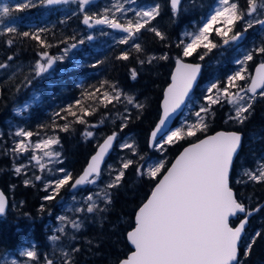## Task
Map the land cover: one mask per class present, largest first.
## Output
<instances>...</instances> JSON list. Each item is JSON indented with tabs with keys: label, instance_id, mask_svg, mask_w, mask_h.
<instances>
[{
	"label": "trees",
	"instance_id": "1",
	"mask_svg": "<svg viewBox=\"0 0 264 264\" xmlns=\"http://www.w3.org/2000/svg\"><path fill=\"white\" fill-rule=\"evenodd\" d=\"M147 1L159 2L161 5L160 15L151 22L149 27H155L163 32L167 37L165 41H160L147 30H141V33L137 34L134 40H130L127 45L103 44L95 50L97 46L84 42L73 51V63H57L53 77L44 78L39 84L36 83V79L31 78L29 69L9 78L5 77L6 75L0 77V189L9 200L6 214L0 217L1 253L17 251L21 246L30 244V242L35 244L37 252L43 249L49 251L51 246L48 242L50 236L48 221L55 214L49 208L59 197L57 195L54 200H46L45 197L49 193L43 189L41 183L34 181L26 186L22 176L16 175L13 170L15 162L7 155L5 151L7 148H4L5 145L2 142L10 122L32 132L35 139L48 135L57 136L56 138L60 141L58 149L62 160L59 166L71 172L74 178L83 171L101 140L113 132L118 134V142L124 136L131 135L134 138L137 156L133 157L129 149L118 150V153L126 155L127 159H134L136 165L153 158H166L168 166L186 145L204 137V133H197L195 137L181 140L172 146L167 145L163 154L149 148V136L161 112L160 103L163 91L169 84L175 59L180 51L176 45L182 40L181 32L197 22L200 23L216 0H184L175 14L168 0ZM238 2L241 7L246 8V0H238ZM29 5L19 11L16 7L12 8L13 15L17 16L21 22L16 32L0 34V63L13 66L34 63L43 52L55 55L80 41L79 33L84 28L81 20L83 13L76 14L70 10H60L59 7L63 4L42 8L38 5ZM25 32L39 33L41 39L50 47H41L30 36H23ZM9 39L13 41L11 45L7 43ZM133 43H139L143 52L137 53L131 46ZM123 52L129 53V59L126 61L117 59ZM216 52V49L208 52L202 61L199 59V54L185 59L193 63L201 62L206 66L202 71L199 86L212 81L216 73L222 75L230 72V68L222 66L229 62L227 51L221 57L216 55ZM164 55H167L169 59H159ZM9 56L13 59L9 60ZM153 56L157 59L150 64L147 63V59ZM141 59L146 61L143 65L139 63ZM133 69L137 72L135 80L131 78ZM103 82L107 84L102 91H112L110 86L115 84L117 90L126 96L134 97L137 103L143 104V110H138L133 105L123 104L124 99L121 98L119 103L109 104L107 108L97 104L96 111L85 117L86 124L71 123L72 117H67V120L61 118L66 115L63 109L74 105L78 100L85 106L89 105L91 102L84 99L83 94L101 87ZM32 90H35L34 93L41 94L40 101L30 105L22 115H18L14 112L13 105L26 103L32 95ZM211 109L212 113L207 118L209 125L207 135L220 130L247 134L246 127L249 125L257 136L254 138V140L257 139L254 143L255 147H260L258 135L264 129L262 102L256 101L253 104L249 121L243 125L228 119L231 111L226 102L213 105ZM125 117H128L127 127L121 132L120 127L125 122ZM101 120L104 121L103 124H100ZM65 123H71L67 132L60 130ZM91 124L99 126L88 127ZM85 131H92L93 137L84 136ZM116 151L117 147L114 152ZM248 152L258 156L261 150L250 151L247 148H241L238 159ZM140 156H144L145 160H140ZM115 157L116 155L112 154L108 162L113 161ZM238 161L232 170L231 187L240 199H250L253 208H256L264 204V185L254 183L235 185L234 176L239 168ZM252 168L254 164L247 163V169ZM155 183V180L138 177L135 166L127 169L121 186L109 190L112 193L113 202L103 206L107 208V211L84 213L85 222L82 226L84 229L75 234L74 240V247L79 248L80 251L73 252L70 257L73 264H118L125 259L132 252L127 241V233L134 228L135 214L146 201ZM68 186L65 187L66 190ZM241 188L243 192H240ZM262 209L264 210V206ZM232 222L235 224L237 220ZM253 227L258 228L255 220ZM260 232H264V229L260 228ZM52 262L53 264H64V261L53 260ZM246 264H264V239L257 240Z\"/></svg>",
	"mask_w": 264,
	"mask_h": 264
},
{
	"label": "snow or ice",
	"instance_id": "2",
	"mask_svg": "<svg viewBox=\"0 0 264 264\" xmlns=\"http://www.w3.org/2000/svg\"><path fill=\"white\" fill-rule=\"evenodd\" d=\"M90 2L91 0H79L81 10ZM40 3L60 5L69 3V0H40ZM218 3L219 6L196 32L185 33V36L188 37L187 42L182 39L176 45L180 51L175 59V71L164 94L162 115L150 134L149 146L163 154L166 151V145L172 146L181 140L195 137L197 133H204V138L197 139L196 142L185 147L170 166H167L166 158L159 159L155 163L145 162L139 165H136L134 159L122 161L121 168L116 171L114 178L102 192L96 193V196L102 199L105 205H110L113 202L112 193L108 190L119 188L126 170L133 166H135L138 177L156 181L146 202L138 208L135 214L134 228L127 233V240L134 247V251L121 260L120 264H246L257 240L264 239V232L260 231L245 239L249 218L255 212H260L261 208H249L231 187V173L234 160L242 146V136L235 131H220L214 135L206 134L209 128L206 120L212 113L211 106L220 104L221 98L233 106L234 115H230L228 119L243 125L251 115L257 95L264 97V62L255 68V75H249L247 68L243 67L247 62L253 60L254 55L264 56V46L253 49L245 55L243 60L238 61L241 68L227 78L224 87H220L217 83L210 85L205 96L206 103L201 106L199 111L195 112V122L185 124L175 130H166L167 122L185 103L201 72L200 64L187 63L185 59L199 54V59L204 60L208 52L219 46L212 38L213 35L219 37L224 45L239 40L242 33L234 32V28L239 22H244V32L255 25L264 27V18H260L264 16V0H246V8L241 7L238 0H218ZM180 4L181 0H170L174 14L179 10ZM29 6L28 3L18 4L16 10H23ZM113 7L117 12L123 11L122 5H113ZM160 11L161 6L157 4L149 10L138 12L139 19L135 22L128 21L126 24H121L115 18L109 19L107 15L104 18L95 19L94 22L98 25L107 24L110 28L126 33L127 36L119 41L121 44L127 45L130 40H134L137 34L141 33V30H147L160 41H165L167 37L163 32L155 27H149L151 22L160 15ZM11 12L12 9L7 5L0 8V16L7 17ZM246 17L250 19H246ZM90 20H93V17L85 15L83 23L91 27ZM4 31L11 34L16 32V29L8 27ZM23 36H30L41 47H50L41 39L39 33L25 32ZM88 39H92V37L89 36ZM7 43L11 45L13 41L9 39ZM131 46L137 53L143 52L139 43H133ZM71 47H76V44H72ZM201 50L204 51L201 52ZM67 51L68 49H65V53ZM40 58L46 60L47 63L42 64L38 61L35 64L37 76L47 72L57 60L62 59V57L49 56L47 52L41 53ZM8 59L12 60L13 57L9 56ZM117 59L126 61L129 59V53L123 52ZM156 59L157 57H150L147 59V63L150 64ZM159 59L168 60L169 57L164 55ZM145 62L143 59L139 60L141 65ZM7 67V64L0 63V68ZM131 78L133 80L137 78L135 69L131 72ZM241 81H248V83L245 86L239 83ZM106 84L107 82H103L101 87L83 94L84 99L91 102L89 105L85 106L78 100L74 105L63 109L66 115L61 118L67 120V117H72L71 123L86 124L85 117L96 111L97 104L107 108L109 104L119 103L122 95L127 104L133 105L138 110H143V104L137 103L132 96L124 95L117 90L115 84L110 86L112 91H102ZM127 119L128 117L124 118L125 122L120 127L121 132L127 127ZM71 123H65L60 130L67 132ZM103 123L104 121L101 120L100 124ZM98 126L96 124L88 125L91 128ZM15 135L24 138L12 149L15 154L22 155L29 151L35 153L39 150L49 159L54 157L59 159V152L54 153L51 150L53 145L60 143L56 137H49L33 145L25 143L33 136L32 132L21 130L17 131ZM83 135L91 138L93 132L85 131ZM117 135L116 132H113L102 144L98 145V151L91 157V161L78 178H74L71 172L63 168L59 169L61 176L47 185L45 191H48L49 188L53 191L45 199L54 200L60 190L69 184L72 189L85 184H95L96 178H99L101 174V163ZM121 147L131 150L133 157L138 155L135 145L132 143L125 142ZM31 159L35 160L43 171L45 165L41 163V157L34 154ZM140 160H145V157L140 156ZM14 171L16 174H20L22 168L16 167ZM243 176L246 179H237V184L264 185V161L258 162L254 169L244 170ZM35 179L40 180L41 177L37 175ZM24 183L28 186L31 181L25 180ZM87 201L92 202L86 208L87 213L107 211L106 207H99L92 195L87 196ZM5 206V196L0 193V215L5 213ZM84 210L76 209L78 212ZM233 218H236L238 223L234 224ZM66 219L65 216L59 217L62 222ZM71 223L73 228L80 229V223L76 221ZM57 231L63 233L64 228L61 227ZM51 239L56 241L58 237L52 236ZM89 243L91 244V241ZM72 251L79 252L80 249L74 248ZM23 255L27 256L29 260L37 259V254L34 251H27ZM64 256L67 257L64 264H73L68 252H65ZM5 264H16V261H6ZM47 264H53V262L48 260Z\"/></svg>",
	"mask_w": 264,
	"mask_h": 264
},
{
	"label": "rangeland",
	"instance_id": "3",
	"mask_svg": "<svg viewBox=\"0 0 264 264\" xmlns=\"http://www.w3.org/2000/svg\"><path fill=\"white\" fill-rule=\"evenodd\" d=\"M22 3L38 5L39 8H42L45 6L53 7V6H48V5L40 3V0H0V8H2L4 5H7L9 6L10 9H12L13 7H16V5L22 4ZM157 4H158L157 2L153 4H143V2L139 0H102L99 4L95 6L87 7L85 5L83 7V10H81V7L79 5V0H70L69 3L61 5L59 9L60 10H70L76 14L83 13L84 16L88 15V16L93 17V20H91L94 23L93 27L84 26V28L79 33V36H80V41H83V43L87 42V44H93V46H97V48H95V50H97L103 44L111 45V44L119 43V41L125 38L127 34L123 32H119L117 31V29H113L110 27H103V26L99 27L97 24H95L94 22L95 19L104 18V16L107 15L109 19L115 18L121 24H126L128 21L135 22L136 20L139 19V17L137 16L138 12L149 10L150 8L154 7ZM113 5H116V6L122 5L123 11L117 12L116 8L113 7ZM218 6H219V3H218V0H216V3L207 12L204 20L201 23L194 24L193 28H188L185 30L183 29L184 31L182 30L183 32L181 33L182 39L187 42L188 37L185 36V33L196 32L203 25V23L207 20V18L212 15L213 11ZM84 16L81 18L82 21H83ZM260 18H264V16ZM246 19H250V18L246 17ZM20 22H21L20 19L17 16L13 15V12H11V14L7 17L0 16V34L5 32L4 29L8 27H14L16 29ZM244 26L245 25L243 21L236 24V29H234V32H241L242 36L240 37L239 40L230 42L227 45H224L223 41L220 40L219 37H215L213 35L212 38L219 45L217 48H214L217 51L216 55H219L221 57V55L225 54L227 51L228 58L227 57L226 58L229 62L222 64V66L228 67L230 68V70H232L233 68V70L231 73H228V74L218 75L216 73V75H214L216 77H214L212 81L208 83L206 82L202 84L201 86H199L198 91L192 96V98L190 99V101L188 102L184 110V113L181 115L176 126L172 130H175L176 128L181 127L185 124L195 122L196 121L195 112L199 111L201 106H203L206 103L205 96L207 94V89L210 87V85L212 83H217L220 87H224L227 83V78L233 75L236 71H238L241 68V65L238 63V61L243 60L245 55L251 52L253 49L264 46L263 44L264 27H261L260 25H255L253 28H250L247 32H244L243 31ZM89 36H91L92 39H88ZM80 41L78 43H73V44H76V47L66 48L68 49L67 53H65V49H64L55 55H49L52 57H62V59L57 60L47 72L39 76L35 74V64L38 61L42 64L47 63V61L42 60L40 56L34 63L30 62V63H26L23 65H18V66L7 64L8 65L7 68H0V77L2 75H6L5 77L9 78L20 72H24L25 69H29L31 71V78L36 79V83L38 82L39 84L41 80H43L44 78L48 79L50 77H53V71L57 67L56 66L57 63H65V62L66 63L68 62L69 64L73 63V59H72L73 51H75L80 45H82ZM95 43H98V44H95ZM219 49L223 50V52H220ZM74 65L75 67H77L76 64ZM246 66L247 64L243 65V67H246ZM249 75H251V73ZM239 83L246 86L248 81H241ZM38 84L37 86H39ZM34 91L35 90H32V95L26 103L22 105H17L15 107L14 112H16L18 115H22V113L26 109H28L30 105L35 104L36 102L40 101L42 97L41 94L37 92L34 93ZM257 97H259V95H257ZM121 98L124 99V96L122 95ZM221 102H226V101H224V99L221 98ZM123 104H127L126 100H123ZM226 104L229 106V109L231 111L230 115H234L233 106L229 105L227 102ZM21 130L26 131L25 129H23L22 126L17 125L14 122H10L8 124V127L6 129V134L4 136L5 138H3L2 140V142L5 145L4 148H7L5 151L7 155L9 156V158L13 159L15 162L13 170L16 167L22 168L21 173L16 174V175H21L24 181L30 180L31 182L36 181V182L41 183L43 189L45 190V188L50 182H54L56 179L60 178L61 173L59 169H61L62 167H60L59 164L61 163L62 160L60 158V155H59L58 160L55 157L52 159H49L48 157L43 155V152L39 150H37L35 153H33L32 151H29L22 155L15 154L12 151V149L15 147L16 143L24 139L23 137H18L15 135L17 131H21ZM251 132L252 131H250V133ZM49 137H54V136L48 135V136H43L39 139H35L32 136L30 140H26L25 143H30L34 145L35 143L40 142ZM248 141L249 140H247V142ZM125 142L132 143L135 145V140L134 138H132L131 135L122 137L117 144V151L114 152L116 157L114 158L113 161H110L105 165L100 177L96 178L97 182L95 184H87V187L85 189H83L82 191L76 192V193L69 194V186L67 187V190L65 189L66 186L60 190L57 201L53 202L51 204V207L49 208L51 212H55L53 218H50L48 221L49 228H50V236L48 238V242L51 246L49 251L43 249L40 252L39 251L37 252V249H35V244L31 242L30 244L23 245L17 251L4 252V253L0 252V264H5L6 261L11 262L13 260L16 261V264H47L48 260H51V261L55 260L58 262H62V261H65V259H67V257L64 256L65 252H68L71 257L73 253L72 250L75 248L74 247L75 234L81 232L84 229L82 227L83 222H85L83 216H84V213L87 214L86 208L88 207L90 203H92L91 201H87V196L92 195L94 201L99 205V207L103 208L105 203L103 202L102 199L96 196V193L102 192V190L105 189L106 185L116 175V171H118L121 168L122 161L128 160L126 158V155L123 156L118 153V150H125L121 147V145L124 144ZM249 145L250 144H248V146ZM256 149L258 150L259 147H256ZM51 150L54 153L59 152L60 154V151L58 149V144L53 145ZM34 154L41 157V163L45 165L43 171H41L40 166L36 164V161L31 159V156ZM262 155L263 154H261L257 158V156H255L254 154H251L250 152H248L247 154L245 153V155L242 156L240 160V168L238 169V171H236V176L234 177L235 185L237 186L242 185V184L236 183L237 179H246V177L243 176L244 170L247 169V163L245 162L246 158H248V162L254 163V168H255L258 162L264 161V159H262L263 157H261ZM158 160L159 159H155L147 163H155ZM243 167H246V168H243ZM37 175L41 177L40 180L35 179ZM52 191L53 190L51 188L48 189L49 194H51ZM240 192H243L242 188L240 189ZM54 205L55 206L57 205V206L55 207ZM76 209H85V210L78 212L76 211ZM49 214L51 215V213ZM60 216H65L67 218L66 221L64 222L60 221L59 220ZM72 221H76L81 224V227L79 230H76L75 228L72 227V223H71ZM255 223L258 228L254 229L253 224H252V227L247 232V236L245 237V239H247L248 236L253 235L255 232L260 231L259 228L264 229V225H263L264 211L261 213V215H259L258 218H256ZM61 227L64 228L63 233L57 231V229ZM52 236H57L58 239L56 241H53L51 239ZM27 251L36 252L37 259L29 260L27 256L23 255V253Z\"/></svg>",
	"mask_w": 264,
	"mask_h": 264
},
{
	"label": "water",
	"instance_id": "4",
	"mask_svg": "<svg viewBox=\"0 0 264 264\" xmlns=\"http://www.w3.org/2000/svg\"><path fill=\"white\" fill-rule=\"evenodd\" d=\"M100 1H101V0H91V2H90L87 6H94V5H97ZM182 1H183V0H181V3H182ZM169 3H170V0H169ZM180 5H181V4H180ZM97 25H98V24H97ZM103 25H105V24H101V25H98V26H99V27H102ZM117 31H120V30L117 29ZM185 62H187V63H193V62H188V61H185ZM195 64H200V65H201V72H200L199 76L197 77V82H196L195 86L193 87V90H192V92L190 93L189 97L185 100V103L181 106V108H180L179 110H177L176 113L173 114V116L171 117V119L167 122L166 130H167V129H173V128L175 127V124H176L177 119H178V118L180 117V115L184 112V109H185V107H186V105H187V103H188L190 97L192 96L193 92L195 91V89L197 88V86H198V84H199V81H200L201 76H202L203 64H202V63H195ZM258 65H259V64H258ZM258 65H257V66H258ZM257 66H256V67H257ZM256 67H255V68H256ZM255 68H254V70H253V74H252V75H255ZM174 71H175V65H174L173 70H172L171 75H170V81H169V84L171 83V76H172V74L174 73ZM169 84L165 87V89H164V91H163V96H162L161 103H160V110H161V112H160V116H159V118H160L161 115H162L164 94H165V91H166V89L168 88ZM258 92H259V90H258ZM158 121H159V119H158ZM158 121H157V123H158ZM157 123H156V124H157ZM155 126H156V125H155ZM155 126H154V128L152 129V131L155 129ZM152 131H151V132H152ZM220 131H224V130H220ZM220 131H217V132H220ZM217 132H215V133H217ZM224 132H232V131H224ZM235 132H236V131H235ZM215 133H212V134H209V135H214ZM150 134H151V133H150ZM239 134L242 136V139H243V135H242L241 133H239ZM109 135H111V134H109ZM109 135H107V136H109ZM107 136H105V137L101 140V142H100L98 145L102 144V143L104 142V140L107 138ZM202 138H204V137H202ZM117 140H118V135H117L116 140L113 142L112 147L109 149V151L107 152V154H106L105 157H104V160H103L102 163H101V172H102L103 167H104V165L106 164L108 158L110 157V155L113 154V150H114V148H115V146H116ZM195 142H196V141H195ZM149 143H150V136H149ZM192 143H194V142H192ZM190 144H191V143H190ZM190 144L186 145L185 147H188ZM185 147H184V148H185ZM149 148H150V149H153V147H150V146H149ZM184 148H183V149H184ZM183 149H182V150L176 155V157L171 161V163H173V162L175 161V159L179 156V154L183 151ZM97 151H98V146H97L95 152L92 154V156L95 155ZM237 155H238V154H237ZM92 156H91V157H92ZM91 157L89 158V160H88L86 166L84 167V169H86L88 163L91 161ZM236 157H237V156H236ZM235 159H236V158H235ZM171 163H170V165H171ZM170 165H169V166H170ZM84 169H83V170H84ZM82 173H83V171L80 173V175H81ZM231 174H232V173H231ZM78 177H79V176H77L76 178H78ZM92 178H93V177H92ZM86 185H87V184L82 185V186H78V187L75 188V189H72L71 186H70L69 191H70V193H74V192H76V191H78V190H80V189H83ZM0 193H3V194H4V196H5V200H6L5 213H4L3 215H0V217H3V216L6 214L7 210H8L9 200H8V196H7V195H6L1 189H0ZM145 202H146V201H145ZM233 219H236V218H233ZM233 219H232V220H233ZM246 227H247V225H246ZM130 231H131V230H130ZM127 241H128V240H127ZM128 244H129L130 247L132 248V251H134V247L130 244L129 241H128ZM130 254H131V253H130ZM130 254H129V255H130ZM118 264H120V262H119Z\"/></svg>",
	"mask_w": 264,
	"mask_h": 264
},
{
	"label": "flooded vegetation",
	"instance_id": "5",
	"mask_svg": "<svg viewBox=\"0 0 264 264\" xmlns=\"http://www.w3.org/2000/svg\"><path fill=\"white\" fill-rule=\"evenodd\" d=\"M160 6H161V5H160ZM90 23L92 24L91 27H93L94 23H93L92 21H90ZM88 27H89V26H88ZM105 27H108V25L106 24ZM261 62H264V56L254 55L253 60L247 62V66H246V67H247V71L249 72V74L252 73V70H253L258 64H260ZM205 68H206V66H205ZM256 101H260V102H262V104H263V106H264V97H257V99L255 100V102H256ZM255 102H254V103H255ZM249 118H250V116H249ZM231 121H232V122H235L234 120H231ZM248 121H249V120H247L245 123L247 124ZM246 128H247V129H246V130H247V134L245 133V134H246V135H245V134L241 133V134L243 135L242 146H241V148H243V149H246V148H247V150H250V151L257 150L256 147H255V144H254V143L257 141V139L254 140V138H256L257 136L253 133V129H251V127H250L249 125H247ZM250 131H252V132L250 133ZM260 132H262V133H259V135H258V137L260 138V139H259V142H260V147H259V149L262 148V147L264 148V129H262ZM247 140H249V141L247 142ZM248 144H250V145L248 146ZM238 155H239V154H238ZM263 155H264V150H263ZM263 155L261 156V157H263L262 159H264V156H263ZM258 157H259V156H257V158H258ZM241 158H242V156L239 157V159H238V156H237L236 161L239 160L238 163H240ZM255 159H256V158H255ZM245 162H246V163H249V162L246 161V160H245ZM253 164H254V163H253ZM235 176H236V174H235ZM241 200H242V199H241ZM243 202H244L249 208H253V204H252V202H251L250 200H248V199H244ZM263 206H264V204L258 206L259 208H261V211H260V212H255V213L249 218L248 228H247L246 232H248L249 229L252 227V224L254 223V220H256V218H258L259 215H261V213L264 211V210L262 209ZM263 225H264V223H263ZM259 229H260V228H259Z\"/></svg>",
	"mask_w": 264,
	"mask_h": 264
},
{
	"label": "bare ground",
	"instance_id": "6",
	"mask_svg": "<svg viewBox=\"0 0 264 264\" xmlns=\"http://www.w3.org/2000/svg\"><path fill=\"white\" fill-rule=\"evenodd\" d=\"M152 1V0H151ZM219 41V40H218ZM220 42V41H219ZM4 78V77H3ZM17 105H13V110H15V107H16ZM231 121V120H230ZM107 136V135H106ZM57 137V136H56ZM240 150H241V148H240ZM240 150H239V152H240ZM260 150H261V152L258 154L257 152V154H258V156H260L261 154H263V150H264V148L262 147V148H260ZM239 152H238V154H239ZM238 156V155H237ZM237 158V157H236ZM237 161H236V159L234 160V164L236 163ZM238 167L240 168V163H238ZM237 167V168H238ZM238 168V169H239ZM237 171V170H236ZM236 174V173H235ZM235 177V176H234ZM70 194V193H69ZM79 246V245H78Z\"/></svg>",
	"mask_w": 264,
	"mask_h": 264
}]
</instances>
